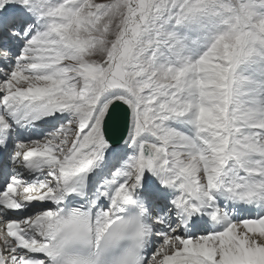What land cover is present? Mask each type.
I'll return each mask as SVG.
<instances>
[{"label": "snow or ice", "instance_id": "snow-or-ice-1", "mask_svg": "<svg viewBox=\"0 0 264 264\" xmlns=\"http://www.w3.org/2000/svg\"><path fill=\"white\" fill-rule=\"evenodd\" d=\"M0 264H264V0H0Z\"/></svg>", "mask_w": 264, "mask_h": 264}]
</instances>
